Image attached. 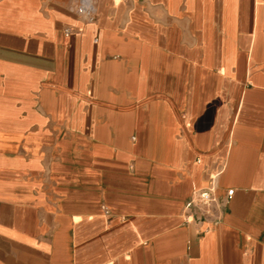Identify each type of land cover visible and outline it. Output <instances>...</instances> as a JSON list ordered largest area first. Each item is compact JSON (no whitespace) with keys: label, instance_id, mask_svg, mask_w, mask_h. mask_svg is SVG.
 <instances>
[{"label":"crops","instance_id":"1","mask_svg":"<svg viewBox=\"0 0 264 264\" xmlns=\"http://www.w3.org/2000/svg\"><path fill=\"white\" fill-rule=\"evenodd\" d=\"M79 2L0 0V264H264V0Z\"/></svg>","mask_w":264,"mask_h":264},{"label":"built area","instance_id":"2","mask_svg":"<svg viewBox=\"0 0 264 264\" xmlns=\"http://www.w3.org/2000/svg\"><path fill=\"white\" fill-rule=\"evenodd\" d=\"M75 11L86 21H92L94 18V8L91 0H80ZM65 32L69 33L70 30L66 29ZM216 191L217 181L215 176L209 180L205 187L192 192L184 207L186 222L208 220L211 223H216L221 220L223 209L229 203L234 190H227L222 198L217 196ZM103 209L108 212L106 208L103 207Z\"/></svg>","mask_w":264,"mask_h":264}]
</instances>
